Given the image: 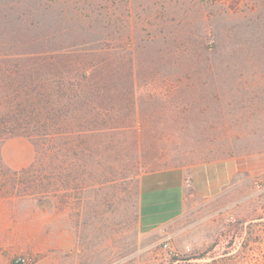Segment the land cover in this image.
Returning <instances> with one entry per match:
<instances>
[{
	"label": "rangeland",
	"instance_id": "374dc122",
	"mask_svg": "<svg viewBox=\"0 0 264 264\" xmlns=\"http://www.w3.org/2000/svg\"><path fill=\"white\" fill-rule=\"evenodd\" d=\"M96 1L102 13L89 24L77 0H0V67L16 48H106L96 61L110 57L119 76L132 58L138 124L150 131L142 151L161 157L127 184L117 176L118 187L106 173L82 189L64 176L65 186L46 190L45 169L8 167L18 172L35 155L32 138L14 135L10 170L0 166V264H170L256 240L264 254V0H110L119 8L111 24L108 1ZM224 160L236 178L196 192L191 167ZM174 167L178 189L163 182ZM251 222L260 239L249 237Z\"/></svg>",
	"mask_w": 264,
	"mask_h": 264
},
{
	"label": "trees",
	"instance_id": "16d2710c",
	"mask_svg": "<svg viewBox=\"0 0 264 264\" xmlns=\"http://www.w3.org/2000/svg\"><path fill=\"white\" fill-rule=\"evenodd\" d=\"M106 1L105 15L111 24L119 8ZM76 4L78 16L91 18L89 24L93 21L91 13H102L96 9V0H77ZM105 49L11 50L9 55L15 56V61L0 67L2 168L9 169L2 160V145L14 135L32 138L35 146L33 162L14 173H34L38 166L45 169L49 178L43 186L46 190L65 186L64 176L72 177L75 188L82 189L84 185H93L84 178L94 175L95 179L97 174L103 177L106 173L112 175L111 180L118 187V177L127 184L147 167L148 161L160 159L161 151H142L150 131L147 134L148 130L138 124L141 110L135 92L133 59L122 60L118 68L123 73L113 74L110 57L96 61ZM6 53L0 50V58ZM126 132L128 142L121 143L120 138ZM55 178L63 179L55 181ZM98 181L104 185V180ZM31 185L34 182H28L26 189L32 188ZM261 219L259 222H263ZM249 225V237L260 239L252 227L254 222ZM260 243L256 240L250 245L244 241L240 250L210 257L207 253L185 258L173 256L170 264H264V254H255L256 249H261ZM13 264L21 263L13 260Z\"/></svg>",
	"mask_w": 264,
	"mask_h": 264
},
{
	"label": "crops",
	"instance_id": "0c3cea01",
	"mask_svg": "<svg viewBox=\"0 0 264 264\" xmlns=\"http://www.w3.org/2000/svg\"><path fill=\"white\" fill-rule=\"evenodd\" d=\"M16 138L17 137L15 136L10 137L9 139H6L2 145L1 154L4 163L8 160L7 150L9 149V145L13 144V141H15ZM7 140L8 142L6 143ZM34 157L35 155H33L31 163L34 160ZM14 166L15 165H13V167ZM8 167L15 171L18 170L15 169L16 167L13 168L10 165H8ZM237 172V166L232 162L225 160L221 162L209 161L197 163L190 169V175L192 176L193 186L196 189V192L206 195L217 193L221 188L229 185L236 178ZM162 175L165 176L163 180L165 183L164 187L178 189L180 185L179 182L183 176V172L178 167L167 169Z\"/></svg>",
	"mask_w": 264,
	"mask_h": 264
},
{
	"label": "built area",
	"instance_id": "2783aa9c",
	"mask_svg": "<svg viewBox=\"0 0 264 264\" xmlns=\"http://www.w3.org/2000/svg\"><path fill=\"white\" fill-rule=\"evenodd\" d=\"M15 261L20 262L21 264H26L27 259L25 257H18Z\"/></svg>",
	"mask_w": 264,
	"mask_h": 264
}]
</instances>
